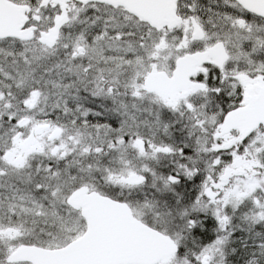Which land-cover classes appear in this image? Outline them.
<instances>
[{"label": "snow or ice", "instance_id": "obj_1", "mask_svg": "<svg viewBox=\"0 0 264 264\" xmlns=\"http://www.w3.org/2000/svg\"><path fill=\"white\" fill-rule=\"evenodd\" d=\"M0 264H264V0H0Z\"/></svg>", "mask_w": 264, "mask_h": 264}]
</instances>
